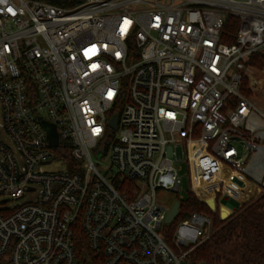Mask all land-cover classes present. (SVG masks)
<instances>
[{"label":"built area","instance_id":"2783aa9c","mask_svg":"<svg viewBox=\"0 0 264 264\" xmlns=\"http://www.w3.org/2000/svg\"><path fill=\"white\" fill-rule=\"evenodd\" d=\"M263 50L264 0H0V264H84L78 225L104 264H199L212 219L180 221L173 248L157 192L186 163L202 202L264 193V111L243 93L264 96Z\"/></svg>","mask_w":264,"mask_h":264},{"label":"trees","instance_id":"16d2710c","mask_svg":"<svg viewBox=\"0 0 264 264\" xmlns=\"http://www.w3.org/2000/svg\"><path fill=\"white\" fill-rule=\"evenodd\" d=\"M55 6L72 8L85 0H39ZM239 22L230 18L227 31L229 37L224 42L233 43ZM256 69H264V50L252 56L249 60ZM247 85V82H245ZM243 93L251 97V91L244 86ZM238 200H242L239 198ZM229 198L223 200L227 203ZM179 216L175 224L183 217L194 212L206 213L212 216V236L189 254L191 262L199 264H264V193L257 199L244 204L236 213L227 219H221L218 212H212L209 207L191 192L180 202ZM223 212L224 217L230 210ZM175 224L164 225L161 229L163 238L173 247ZM76 251L84 264H104V257L93 252L88 244L87 236L81 226L75 231Z\"/></svg>","mask_w":264,"mask_h":264},{"label":"rangeland","instance_id":"374dc122","mask_svg":"<svg viewBox=\"0 0 264 264\" xmlns=\"http://www.w3.org/2000/svg\"><path fill=\"white\" fill-rule=\"evenodd\" d=\"M253 75L256 76L257 79L261 80L264 83V69H256V71L253 73ZM252 96H254L253 99H252ZM251 99L253 101L255 100L254 103L256 105L258 103V104H261V105L264 106V97L262 96V94L260 95V91L251 92ZM262 109H264V107H262ZM96 162H98V167L102 171V173L104 175H107V172L105 171V168H106L107 163H108L107 159H103V160H100V161L96 160ZM180 165H181V168H180V166H179V168H180V173H181V176H182V183H181L178 191H174V190H159L157 192V200H158V202L160 204H162L163 206L167 207V208H171L173 203L178 198H186L189 195L190 191H191V184H190L191 182H190V176H189V170H188L187 164L186 163H182ZM51 168H53V167H48V169H51ZM255 194L256 193H254V196H251V197L248 196V198L245 197V199L242 200V201H240V200L237 201L236 200L234 203L233 202L229 203L231 205V207H233V209L231 210L230 216L233 215L234 213H236L244 204H246V203H248V202H250L252 200L257 199L262 193H260V194H258L256 196H255ZM229 202H230V200H229ZM221 210H223V206L221 208L217 207V209L215 211H213V210H211V211L214 212V213L218 212L219 215H220V211ZM204 214H206V213H204ZM206 215H208V214H206ZM208 216L212 219V216H210V215H208ZM185 218H187V217H183L182 219L178 220V223L180 221L184 220ZM221 219H223V218H221ZM175 221L176 220H174L172 222V224L173 223L175 224ZM177 224H175V229L177 227ZM212 226H213V223H211L210 227L207 230V236H209L207 239H209L212 236V234H213ZM207 239L202 240L198 245L202 244ZM187 260L191 262L189 256H188Z\"/></svg>","mask_w":264,"mask_h":264},{"label":"water","instance_id":"95a60500","mask_svg":"<svg viewBox=\"0 0 264 264\" xmlns=\"http://www.w3.org/2000/svg\"><path fill=\"white\" fill-rule=\"evenodd\" d=\"M117 122H118V114H115L110 120V126L115 129L117 126ZM44 126L48 132V137H49L51 147L56 148L58 146L59 139H58V134H57L55 126L50 123H44ZM180 204L181 203L179 200H176L173 203L172 207L170 208L167 214L166 220H165L166 225L171 224L177 218L179 210H180ZM206 204L213 211L217 209L216 203L213 198H210L209 200H207ZM229 216L230 214L224 217L223 210L220 211L221 218L226 219Z\"/></svg>","mask_w":264,"mask_h":264},{"label":"crops","instance_id":"0c3cea01","mask_svg":"<svg viewBox=\"0 0 264 264\" xmlns=\"http://www.w3.org/2000/svg\"><path fill=\"white\" fill-rule=\"evenodd\" d=\"M260 95H261V94H260ZM263 97H264V96H263ZM253 98H254V96H252V99H253ZM254 101H255V100H254ZM254 101H253V102H254ZM257 105L259 106V107L257 106L259 109H261V110L264 111V109H262V107H264L263 105L258 104V103H257ZM260 107H261V108H260ZM227 198H229L230 202H229V201H228V202L226 201L227 203H225V202L223 203V212H226L225 210L228 209V210H230V213H231V210L233 209V207H231V205H230L229 203H231V202L234 203V202H235V200L232 199V198H235L237 201H238L239 198L235 197L234 195H230V196H228ZM241 199L244 200L245 198H241ZM242 200H240V201H242ZM240 201H239V202H240Z\"/></svg>","mask_w":264,"mask_h":264}]
</instances>
